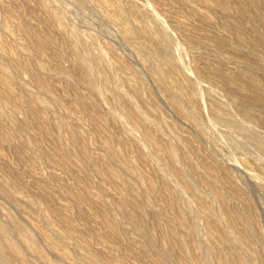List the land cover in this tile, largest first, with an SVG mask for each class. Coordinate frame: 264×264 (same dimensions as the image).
Returning a JSON list of instances; mask_svg holds the SVG:
<instances>
[{
    "label": "rangeland",
    "instance_id": "374dc122",
    "mask_svg": "<svg viewBox=\"0 0 264 264\" xmlns=\"http://www.w3.org/2000/svg\"><path fill=\"white\" fill-rule=\"evenodd\" d=\"M48 1L52 6L50 5L49 9H41L37 0H0V21L3 24L1 27L0 23V64L4 62L9 66L8 62L12 65V59L18 58L44 84L53 89V94L41 91L28 76L23 74L20 76L15 70L12 71L11 65L9 77L4 76L0 71V110L4 117L0 118V198H3L0 199V221L2 223L9 221L10 215L18 219L32 236H36L41 249L50 257L52 262L47 264L55 262V264H92V262L94 264L95 260L97 264L106 262L156 264L153 253L144 251L142 246L148 242L150 221L147 214L162 218L165 227L171 224L162 212L164 188L161 173L164 171L165 174L169 173L166 167H169V163L162 148L154 147L150 141L142 137L141 132L146 129L145 131L148 130L147 132L158 144L173 147L175 156L179 159L175 167L191 178V187L196 194L218 207L216 217L211 218L204 208L198 207L192 195L183 190L176 179L170 178L178 189L176 190L178 194L194 209L198 218L197 225H200L198 233L201 236H198V239L203 248L211 251L206 252L203 249L205 254L209 255V264H240L238 255H241L247 264H264V247L260 241H255L249 250L240 242H233L229 238L234 235V230L224 221L222 206L210 198L209 185L201 180L212 178L223 192L225 203L227 202V208L230 210L235 211L238 208L236 211L243 212L248 218L254 213L261 222L263 237L261 239L264 243V186L262 185L264 176L258 174L260 173L258 169H264V155L246 149L244 146L247 144H243L245 138L242 132L219 125L209 112V93L227 100V104H230L229 107L232 109L241 103L238 101L240 96L236 89L228 88L229 85L220 87L219 84L222 83L220 79L224 82L226 77L244 71L240 61L249 55V51L244 47H241L244 51L241 49L238 52L234 51L237 45L231 32L235 26L245 35L254 37L253 4L249 0H224L230 9L229 15L224 16L214 0H115L120 7L126 8L125 10L135 3L139 8L152 13L155 20L167 30L175 44L179 46L187 74L194 82L197 80L195 82L199 90L197 103L202 109H200L201 115L207 125L204 128L197 121L192 120L193 113L185 104H182L185 110L183 114L169 105L167 91L149 72L148 57L137 51V45L131 46L126 41L121 29L114 22L109 7L95 0H80V3L77 0ZM259 1L264 6V0ZM238 4H242L247 10V16L242 17L235 11ZM139 23V19L134 15L129 16L126 22L129 27H135ZM147 23V28L151 30V24ZM73 27H76L78 29L76 32L80 31L81 34L76 33ZM47 30L52 34L55 49L59 48L58 50L64 52L68 51L69 38L72 36L79 34L81 38L86 39L91 36L95 41L97 40L99 50L105 57L106 68L103 76L109 75L107 69L111 70L114 84L119 86L121 94L131 95L133 104L147 117V122L144 121L145 124L142 123L141 127H138V133L137 127L132 125L134 131L131 127L133 122L131 123L123 113L117 115V118L119 117L117 121L108 122L101 128L94 127L95 117L91 108L82 106L79 109V95L82 92L86 94V89L74 81L75 77H68L62 71V68L71 65L70 59L63 60L60 67L52 63L50 55L54 49L46 50L41 56L33 55L36 35ZM226 38L229 40L225 41ZM252 56L264 60V47L259 48L255 54L252 53ZM128 65H132L135 71L132 72ZM195 69L201 73V79L195 73ZM169 82L172 84V78ZM182 83L187 84V81L183 80ZM6 90L17 95L19 99L17 112H12L6 103L3 96ZM135 90L138 91L139 96L134 94ZM100 96L101 99H106H102L104 112H115L116 105L112 90ZM35 97L46 99L51 108L43 110V105L36 102ZM117 101L122 103V99ZM243 106L246 109L250 108L246 104ZM249 110L264 119V114H258L254 109ZM38 115L42 116L43 122H38ZM55 117L62 124L59 130L54 127ZM251 127L254 130L260 128L257 132L264 138V128L255 125ZM16 130L19 139L28 146H25L24 155L18 154L17 140L12 138L11 132ZM56 136L59 137L58 142ZM209 136L219 140L217 144H220L218 146L220 149L212 145ZM127 137L134 139L133 142H138L144 154H139L133 143L124 144L122 139ZM136 137L138 140L141 139L138 141ZM106 138L110 141L112 149L118 151L119 157L113 158L110 151L105 148ZM141 140L144 141L143 144ZM59 144L68 150L67 158L57 150ZM144 148L146 152L148 151L147 154ZM183 155L189 158V164L182 161ZM127 164L150 180L157 192L146 194L144 186L132 176ZM210 169L215 173H210ZM114 171H119V178L113 176ZM130 184L135 186L138 195H146L153 201L155 207L147 208L146 215L138 214L134 203L128 200ZM4 194L7 199H4ZM149 210L154 212L151 213ZM115 223L121 224L124 230L114 232L111 225ZM202 224H205L204 227ZM67 225L73 227V234L70 230L67 232L69 229ZM236 226L242 228L240 222H237ZM28 250L24 244L23 255L25 257L28 255V260L32 259L36 263ZM25 252L27 254H24Z\"/></svg>",
    "mask_w": 264,
    "mask_h": 264
},
{
    "label": "bare ground",
    "instance_id": "6f19581e",
    "mask_svg": "<svg viewBox=\"0 0 264 264\" xmlns=\"http://www.w3.org/2000/svg\"><path fill=\"white\" fill-rule=\"evenodd\" d=\"M77 1L80 3V0H77ZM95 1L98 2L99 4L103 5V6L110 8L109 10H110V13L112 15V18H113L114 22L116 23V25L119 26V29H121L122 34H124L123 36L125 37L126 41L131 46L137 45V47H138L137 51H139L141 54L148 57V59L150 61L149 72L153 76H155V78L159 81V83L162 85L164 90L167 91V97H168L167 100L170 103L169 105H172V107L175 108L180 114H183L185 110H184L182 104L183 105L185 104L186 108L190 112L193 113L192 120L197 121L202 127L205 128L207 125H205V122L202 118L201 111H200L201 108H199L198 103H197L198 95H199L198 86L195 84V82H197V80L194 82V80L187 74L185 67H184V64H183V60H182V58H183L182 51L179 48V46L175 44V42L173 41L172 37L169 35L167 30H165L155 20L152 13H150L149 11H147L145 9L139 8L135 3H132L130 5V7L127 10H125L126 8L123 9L122 7H120V5H118V3H116L115 0H95ZM249 1L253 4V8H252V15H253V17H252L253 18L252 32L253 33L252 34H254V37L251 38V37L245 35V33H243L238 27H235V26H233L234 28L231 27V28H233L232 32H231V34H232L231 36L235 39L234 41H236V45H237V47L234 51L238 52L241 49V47H244L249 51L248 52L249 55L245 56L240 61V62H242L243 66H241V67H244V71H241L238 73L236 72L237 73V74L235 73L236 75L234 74L233 76L226 77L224 82L221 81V79H220V82H222V83L219 84L220 87H224V86L226 87L227 85H229L228 88L233 87L234 89H236L237 92L239 93L238 95L240 96V100H238V101H241V103L238 104L236 108L232 109L231 107H229L230 104L229 105L227 104V102H226L227 100L225 101V100H223V98L222 99L218 98L220 96L215 97L209 93V112L211 113L214 120L219 125H221L223 127L226 126V127H230L233 129L240 130L242 132V134L244 135V138L247 142L246 143L245 140L243 141V144L245 143L244 145L247 144L246 146H244L246 149H248L250 151L253 150V151L262 153L264 155V138H262L261 137L262 135L260 136L257 132V129H260V128H257L256 130H254L251 127L252 125H255V126H261L263 129L264 128V119L262 116L254 115L249 110V109H254V110L258 111V114L259 113L264 114V60L254 58L252 56V53L255 54L259 48L264 47V6L261 5L259 0H249ZM214 2H215V5L220 9V11H221L220 13H222L224 16L229 15L230 9H229L228 4L224 0H214ZM37 4L41 9H47L51 5V3L48 0H37ZM263 5H264V3H263ZM235 8H236L235 11L240 16L245 17L248 15L247 10L243 7L242 4H238L237 7H235ZM131 15H134L136 17V19L138 18L140 21V23L135 27H129L126 24L129 16H131ZM1 22L2 21H0V23ZM147 22L151 24V26H152L151 30H149L147 28V26H146ZM2 25L3 24L1 23V27H3ZM230 26H231V24H230ZM73 29L75 30V32L78 31V29H76V27H73ZM2 31H4V30H2ZM79 32H76V33H79ZM79 34H81V33H79ZM228 34H229V32H228ZM78 35L72 36L69 38L68 51L64 52L61 49L58 50L59 48L55 49L56 46L53 43L54 39L52 38V34L50 33V31L47 30V31H43L41 33H38L36 35L37 41L35 40L36 42L34 44L33 55L41 56V55H43V53L46 50H49V49L53 50L54 49V51H52L53 53H52V55H50V57H51L53 65L60 66V67H61V63L63 60H65L66 58L70 59L71 65L67 68H64V69L62 68V71L68 77H75L74 81L77 84L81 85L84 89H86V91H87L86 94H84L82 92L79 95V107L80 108L79 107L78 108L81 109L82 106L91 108V110L94 113V117H95V120H93L94 121V127L101 128V127H104L108 122L117 121V119L119 118V117L117 118V115L119 113H121V114L123 113L126 117H128L131 120V123L133 122L131 124V127H132V125L134 127H137L136 131L138 133V130H139L138 127H141L142 123L145 124L144 121L147 122V117L145 116V114H143L138 109V107H136L133 104V100L131 98L132 97L131 95L124 94V93H123L124 95L121 94V90L118 88L119 86H117V85L115 86V84H114V81H113L114 77L112 78L111 70L107 69L106 72L107 73L109 72V75L105 76V74H104V76H103V72L106 68L105 61H104L105 57H104V53H102V51L99 50V44L97 45V42H96L97 40L95 41L91 36H88V35H87L88 37H86V39L87 38L88 39L86 40L85 37L81 38V36H78ZM224 40L228 41L229 39L226 38ZM231 41H233V40H231ZM229 46H231V45H229ZM241 50H243V49H241ZM256 55H258V54H256ZM235 56H238V55H235ZM48 62H50V60ZM8 64H9V66L7 64H5L4 62H3V64H0V71L2 72V74L4 76L9 77V69L12 66L11 67V69L13 68L12 71L15 70L16 72L19 73L20 76H21V74L28 76L31 80H33L35 82L38 89H40L41 91H43L45 93L53 94L52 93L53 89H51L46 84H44L40 80V78L35 73H33V71H31V69L27 65L22 64V61H20L18 58L12 59V65L9 62H8ZM50 65H51V62H50ZM109 68H110V66H109ZM128 68L132 72L135 71V69L132 68V65L131 66L128 65ZM242 70H243V68H242ZM195 73L198 74L200 79L202 78L201 73L199 72L198 69H195ZM14 74H16V73H14ZM170 78H172V80H173L172 84L169 82ZM196 78L198 79L197 76H196ZM183 80H186L187 84H183L182 83ZM23 81H24V79H23ZM20 85H22V84H20ZM204 86H207V84L206 85L204 84ZM169 89H174V90L172 92H169L168 91ZM111 90L114 94L116 111L115 112L112 111L111 113H106L107 111L104 112L105 110L102 109V107L104 106L102 99H105V98L101 99L100 95L102 93L110 92ZM217 90H219V89H217ZM231 90H233V89H231ZM232 92L234 93V91H232ZM134 94L139 96V93L136 90L134 91ZM3 96L5 97V101L9 105V107L11 108L12 112H17V110H18L17 107L19 104L18 103L19 99H18L17 95L7 91L6 93L3 94ZM52 99H54V98H52ZM110 99H111V97H110ZM119 99H122V101H121L122 103H118L117 100H119ZM35 100H36V102L43 105L42 106L43 110H49L51 108V107H49V103L46 101V99H44L42 97H35ZM105 100H103L104 104H105ZM106 102H108V100ZM228 103H230V102H228ZM243 104L249 105L250 108L247 107L248 109H246L243 106ZM30 108L31 107H29V109ZM108 108H109V106H108ZM31 111H33V110H31ZM33 114H34V112H33ZM122 115H120V116H122ZM188 116H189V114L187 115V117ZM0 118H4L1 110H0ZM37 120L39 123L43 122L42 116L38 115ZM148 122L150 123V121H148ZM61 126H62L61 122L58 121L55 117L54 127L57 130H59V129H61ZM132 129L134 130L135 128L132 127ZM145 130H143L141 132V133H143L142 137H144V139L150 141L154 145V147H156L158 149L162 148L166 154L167 159H168L169 167L168 166H166V167L168 168L167 172H169V173L165 174V171L164 172L161 171L162 172L161 173L162 184H163L162 187L164 188V194H163L164 200L162 201L164 203V206H162L163 207L162 212L168 218V221L171 222V224L169 226L165 227V226H163L164 221L162 222V218H160V217L158 218V217L153 216L151 214H147V218L150 221L149 222L150 226H148L149 227V233H148V239H147L148 242L146 245L142 246V248L144 251H150L153 253V256H154L153 258H155L156 264H209V262H210L209 258H208L209 255L207 256L203 250V249H205V251L207 252V251H209V249L207 248V250H206V248H203L204 246L201 245V243L198 239L201 236V234L198 233L199 232L198 230H200L199 229L200 225H197V219L198 218H196V215L194 213V209H193L192 205L185 200V198H183L181 195L178 194V192L176 191L178 189H176L175 185L172 184L173 181L171 182V179L172 178L176 179L179 182V184H181L182 189L185 191H188L192 195L194 202L198 205V207L200 206V207L204 208L211 218L216 217L218 207L216 208V206H214L211 202H207L202 196L196 194L191 187V178L184 175L181 170H179L175 167V164L177 163V160H179V159L176 158L175 150L173 149V147L170 145H167V144L166 145L158 144L155 141L156 139L154 140L152 138V136L147 132L148 130L147 131H145ZM11 134L13 135L12 138H15L17 140L16 142H17L18 148L17 147L16 148L18 150L17 149L16 150L18 151V154L24 155V153L26 152L25 146H27L26 142H24L22 139H19L20 137H18L17 130L13 133L11 132ZM263 135H264V132H263ZM55 138L58 142L59 137L56 136ZM209 138H210V142L212 143V145H214L216 147V149L219 148L218 146L220 144L219 145L217 144V143H219L218 142L219 140L217 141V139L215 140L214 137H210V136H209ZM218 138H219V136H218ZM133 140H131L130 138L127 137V139H122V142L124 144L126 142L133 143L135 148L137 149L138 153L144 154L141 150V149H143V148H141V145H139L138 142L137 143L135 141L133 142ZM137 140H138V138H137ZM143 142L144 141H142L141 143L143 144ZM14 144H16V143H14ZM126 145H128V144H126ZM104 146L107 150L110 151L109 153L111 154V156L113 158L119 157L118 151L115 149H112L110 141L107 138L104 142ZM144 149L146 152V148H144ZM57 150L60 152V154L64 158H67L69 156L68 150L65 147H62L60 144H59V146L57 145ZM147 152H146V154H147ZM149 152L151 153V151H149ZM107 153H108V151H107ZM144 156L148 157L147 155H144ZM224 156H225V154H224ZM109 159H110V157H109ZM182 161H184L187 164L190 163L189 158L186 155L182 156ZM110 162H112V161H110ZM184 162H182V163H184ZM112 164H116V163L112 162ZM127 168L130 169L129 171H131V173L133 174L132 176L135 177L136 181L144 186L146 194L155 193V191H156L155 187L150 180H148L144 176H142L141 173L138 170H136L135 168H133L132 166L128 165ZM258 170L260 171V173H258V174L264 176V169L263 170L258 169ZM256 171H257V169H256ZM125 173H127V172L125 171ZM210 173L213 174L215 172L213 171V169H210ZM158 174H159V172H158ZM227 175H229V174L227 173ZM113 176L116 178H119L120 177L119 171L118 172L114 171ZM122 178H123V176H122ZM201 180L205 181L204 183H207L209 185L210 198L213 200V202L216 201V203H219L222 206L223 219L226 222L227 226L234 230V235L232 237L230 236L229 238H231L233 242H238V243L240 242L249 250L251 249V247L255 241H257V242L260 241L262 243V246L264 247V243L261 239V238H263L262 237V229H261L262 226H261V222H260L259 218L256 215H254V213L251 216V218H248L246 215L243 214V212L236 211L238 208L235 210V208H233L234 206H232V209H234L235 211L230 210L229 208H227V205H226L227 202L225 203V198H224L223 192L213 182L212 178L208 177L205 179L203 178ZM259 180H261V179H259ZM122 182H124V181H122ZM125 183H128V182H125ZM132 184H134V183H132ZM262 185L264 186V184H262ZM128 190H129V192L127 191L128 192L127 195L129 198L128 200H131L134 203V206H135L134 208L136 209L138 214L139 213H140V215L145 214L147 212V208L155 207L153 201L149 200V198L146 195L143 196V195L137 194L135 186H132L130 184L128 186ZM258 190H260V189L258 188ZM4 197H5L4 199H7L6 198L7 196H5V194H4ZM225 197H227V196H225ZM260 197H262V196H260ZM189 199H190V201H192L191 198H189ZM125 202H127V201H125ZM216 203H214V204H216ZM194 208H196V207H194ZM260 208L261 207H259V209ZM160 209H162V208H160ZM149 211L151 212V210H149ZM152 212H154V211H152ZM156 213L157 212H155V214ZM163 214H161V215H163ZM0 218H1V216H0ZM2 219H4V218H2ZM163 220H165V218H163ZM200 220H202V217ZM9 221H4V222H9L7 224L6 223L3 224L4 222L2 223L0 221V264H16V262H19L21 264H37V262L40 264H47V263L52 262L50 260V257H48L47 254L41 249L40 242L36 238V236L35 237L32 236L29 233V231L26 229V227L18 219L14 218L12 215L9 216ZM221 222L224 224L223 221H221ZM237 222L241 223L242 228H237V226H236ZM201 223H202V221H201ZM69 225L71 226V224H69ZM109 225H111V224H109ZM204 225H203V227H204ZM262 225H263V223H262ZM67 227L69 228L67 230V232L70 230V233L73 234V229H72L73 227H69L68 225H67ZM225 228H227V227H225ZM111 229L117 233L124 230L123 227L121 226V224L117 225L116 223L111 225ZM129 230H132V229H129ZM129 230H127V231L129 232ZM215 230H217V229L215 228ZM228 230H229V228H228ZM227 234L228 233H226V235ZM112 235H114V234L112 233ZM70 238H72V237H70ZM47 242H49V241H47ZM24 244H26V246L28 247V249H29L28 252L30 251L29 255H31L32 258H34V260L37 261V262L35 261L36 263H34L32 261V259H31V261H29L28 257H27L28 255L26 257L23 255L22 250H23ZM257 244L259 245L260 243H257ZM239 248H241V247H239ZM209 252H211V251H209ZM47 253H49V252H47ZM24 254H27V252H25ZM82 256H84V255H82ZM238 258H239L240 264H247L241 255H238ZM252 260L253 259H251V261ZM96 261L97 260L94 261L95 262L94 264H97ZM102 263H104V262H102ZM92 264H93V262H92ZM105 264H108V262H106Z\"/></svg>",
    "mask_w": 264,
    "mask_h": 264
}]
</instances>
